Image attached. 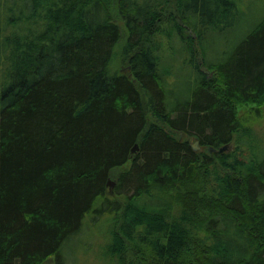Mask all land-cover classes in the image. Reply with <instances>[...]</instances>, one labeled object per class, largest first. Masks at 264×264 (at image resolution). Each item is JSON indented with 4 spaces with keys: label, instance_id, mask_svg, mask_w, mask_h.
Here are the masks:
<instances>
[{
    "label": "trees",
    "instance_id": "1",
    "mask_svg": "<svg viewBox=\"0 0 264 264\" xmlns=\"http://www.w3.org/2000/svg\"><path fill=\"white\" fill-rule=\"evenodd\" d=\"M243 4L0 0V264H264Z\"/></svg>",
    "mask_w": 264,
    "mask_h": 264
},
{
    "label": "rangeland",
    "instance_id": "2",
    "mask_svg": "<svg viewBox=\"0 0 264 264\" xmlns=\"http://www.w3.org/2000/svg\"><path fill=\"white\" fill-rule=\"evenodd\" d=\"M244 4H243V14L244 16L241 19V23L240 26L242 27L241 29L238 28L235 32H232L230 35V38H238V36L244 32H248L250 30V28L254 25L257 24L258 21L260 19L263 18L264 16V0H243ZM164 32H167L166 30L163 29ZM215 44L216 46H221L222 44H220L217 39H215ZM231 43H235V40H231ZM225 48V51L230 50L232 47L227 45H222ZM166 46L163 44V51L165 52L167 49L165 48ZM121 68H124V71H127V67L126 66H121ZM252 106H244V107H238V115L239 117H244L248 114V111L250 110ZM262 110V117L259 119H255L252 121V123H248L247 125L253 128V133L255 135V140H257L258 142H261L260 144L264 145V105H262L261 107ZM195 143V142H194ZM193 143V144H194ZM231 147H234V143L233 145H231ZM231 148V150H232ZM230 150V149H229ZM228 151V150H227ZM114 188V187H113ZM112 188V189H113ZM107 230L109 231V229H106L104 234L107 233ZM102 238V237H101ZM108 244L107 241H105V239H101L100 241H98L95 244L94 247V254L92 255V257L88 260H85L83 264H102V262L100 261V254H101V249L106 246ZM43 264H53V259H48L47 261H45Z\"/></svg>",
    "mask_w": 264,
    "mask_h": 264
},
{
    "label": "water",
    "instance_id": "3",
    "mask_svg": "<svg viewBox=\"0 0 264 264\" xmlns=\"http://www.w3.org/2000/svg\"><path fill=\"white\" fill-rule=\"evenodd\" d=\"M137 148H138V146H135V149H136V150H137ZM193 149H194L195 151H199V150H200V145H199L198 142H195V143L193 144ZM228 149H229V146H224V147L220 148L219 152H220V153H223V152L227 151ZM209 151L212 153V152H214L215 150H214L213 148H210ZM108 186H109L110 188H113V187L115 186L114 181L109 180V181H108Z\"/></svg>",
    "mask_w": 264,
    "mask_h": 264
}]
</instances>
